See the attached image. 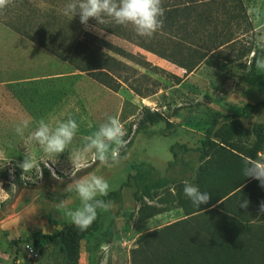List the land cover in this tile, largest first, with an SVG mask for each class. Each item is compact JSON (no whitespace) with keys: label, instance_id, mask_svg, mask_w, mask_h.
I'll return each instance as SVG.
<instances>
[{"label":"rangeland","instance_id":"1","mask_svg":"<svg viewBox=\"0 0 264 264\" xmlns=\"http://www.w3.org/2000/svg\"><path fill=\"white\" fill-rule=\"evenodd\" d=\"M162 6L163 26L151 38L131 25L113 22L104 31L88 23L83 30L93 37L83 45L70 24L33 37L0 21V264H264L258 211L264 188L243 176L242 159H264V106L243 115L247 104L264 101V71L249 77L253 52L264 47L256 29L264 24L248 12L256 6L264 12V0H162ZM97 59L107 70L95 69ZM146 109L171 125L144 123ZM209 112L225 117L205 149ZM109 116L126 130L120 163L102 167L89 153V167L73 168L70 155ZM69 118L79 129L64 153L49 156L27 142L39 120L54 128ZM25 120L21 137L15 128ZM26 154L38 162L29 172L18 167ZM90 172L108 180V196L115 193L108 198L114 206L98 210L92 236L70 249L61 239L14 243L70 224L66 213L80 200L63 190ZM184 180L209 192V202L194 206Z\"/></svg>","mask_w":264,"mask_h":264},{"label":"clouds","instance_id":"2","mask_svg":"<svg viewBox=\"0 0 264 264\" xmlns=\"http://www.w3.org/2000/svg\"><path fill=\"white\" fill-rule=\"evenodd\" d=\"M11 3L12 0H0V10L5 9ZM61 11L63 15L69 16L71 19L78 15L80 23L86 29L90 19L95 20L97 25L107 26L114 22L125 27L131 25L135 33L142 38L153 37L162 28V18L165 15L162 0H67ZM248 12L259 25L264 24L260 23L264 20V12L258 6L249 8ZM97 31L103 35L101 30L97 29ZM256 34L261 40H264V28L257 27ZM258 49L264 53V47L258 46ZM253 59L256 69L264 71V54L257 55L256 52H253ZM28 123L25 120L22 124L17 125L16 134L23 137ZM78 129L79 125L72 118L60 122L54 128L41 119L35 131L27 137V142H36L44 153L49 156H58L64 153L72 143ZM125 135L126 130L120 119L116 116H109L98 130L83 138L86 141L83 148L70 155L72 167L77 170L89 167L90 165L87 163L89 153L92 154V163L99 162L100 166L108 168L118 165L121 159V149L127 145V141L124 140ZM242 159L243 176L259 181V186L264 188V159H254L248 156H243ZM18 167L23 172H29L38 167V162L35 156L26 154ZM71 174L75 177L74 171ZM52 175L56 179H60L54 171ZM183 183L184 194L194 206L200 208V205L209 202L211 198L209 192H202L188 180H184ZM112 190L108 180L95 172L73 179L72 183L67 184L63 190L74 192L80 200V207L68 210L66 213L71 223L81 231L87 230L97 219L98 210L107 212L114 206L112 201L100 198L108 196ZM248 204V200H243L240 207L246 209ZM60 207H64L63 201ZM258 211L264 214V201L260 203Z\"/></svg>","mask_w":264,"mask_h":264},{"label":"trees","instance_id":"3","mask_svg":"<svg viewBox=\"0 0 264 264\" xmlns=\"http://www.w3.org/2000/svg\"><path fill=\"white\" fill-rule=\"evenodd\" d=\"M67 0H12V3L3 10H0V21L7 24L8 26L13 27L16 31H27L29 35L42 36L47 34H56L58 31L55 28L56 24L61 23V25L70 24L72 34L75 35L76 43L83 45L88 40V37H93L92 34L85 32L83 30V25L80 23L79 16H75L71 19L69 16L62 14L61 9ZM91 25L99 27L104 31H109L112 28V23L109 25H97L95 20L90 19L89 22ZM111 25V26H110ZM54 30L56 31L54 33ZM95 40L103 43L104 46L111 48L117 53H123V51L115 46H111L108 42L101 38H94ZM102 57H107L106 53L100 50L99 52ZM257 55H262L260 51L256 52ZM164 58H168V55L160 54ZM98 60V59H97ZM95 60L96 70H107L103 62L104 60ZM93 61L89 60L91 64ZM250 78L259 77V70L256 69L254 59L251 61V73L249 74ZM260 106H264V101L256 104H247L243 109V115H249L252 111L256 110ZM225 117L219 112H209L206 120V139L203 142V146L208 148L211 143V139L214 135L215 129L219 124L220 120ZM162 122H166L168 125L171 123L165 118V116L160 112H153L149 109H146L144 112V123L151 126L158 125ZM176 148H181L185 151H189V148L186 146H173V150ZM204 149V150H205ZM204 156L206 153L204 152ZM43 176L46 180L50 179L51 173L47 168L42 169ZM115 193L110 194L109 196L102 198L105 201H108V198L114 196ZM99 217L91 224L87 230L81 231L77 229L72 223L57 229L53 234H43L41 232L33 233L29 237L21 241H14L17 245L20 242H34L39 243L41 239L48 238L50 240L61 239L63 244L70 249L72 246L78 248L81 240L86 239L92 236L99 229Z\"/></svg>","mask_w":264,"mask_h":264}]
</instances>
